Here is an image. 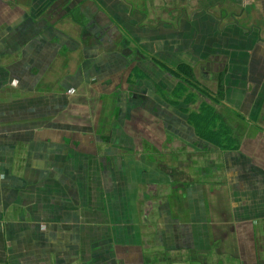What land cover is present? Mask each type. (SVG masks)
<instances>
[{
	"label": "crops",
	"instance_id": "1",
	"mask_svg": "<svg viewBox=\"0 0 264 264\" xmlns=\"http://www.w3.org/2000/svg\"><path fill=\"white\" fill-rule=\"evenodd\" d=\"M66 1L0 0V264H264V0Z\"/></svg>",
	"mask_w": 264,
	"mask_h": 264
},
{
	"label": "rangeland",
	"instance_id": "2",
	"mask_svg": "<svg viewBox=\"0 0 264 264\" xmlns=\"http://www.w3.org/2000/svg\"><path fill=\"white\" fill-rule=\"evenodd\" d=\"M60 1V0H59ZM58 0H38V2L37 3H44V5H38V10H39V8H40V10H39V15H44V12H45V10L46 11H48L47 10V8L48 7H50L54 12L56 11L57 13H59L60 11H59V9H60V3L61 2H64V3H66L67 1L65 0V1H63V0H61V2H59ZM73 2V4L72 5H68V13H67V15L66 16H63V18H64V20H63V23H62V26L64 27V26H71L72 27V25H71V21L69 20L70 18H72V12L74 11L75 12V6H76V2H74V0L72 1ZM46 4V5H45ZM61 4H63V3H61ZM67 4V3H66ZM42 6V7H41ZM69 7H70V9H69ZM64 9H67V8H64ZM64 12H66V10L64 11ZM44 17V16H43ZM69 20V21H68ZM101 21V20H100ZM72 22L75 24V25H79L78 24V22L76 21H74V20H72ZM54 25H57L56 24V22L54 21V23H53ZM100 24H101V27L102 28H108L110 31H111V29H113V27L114 26H112V21H111V24H109L108 23V20L106 19V18H104V20L102 21V22H100ZM70 28V27H69ZM121 28H123V27H121ZM118 29H119V27H118ZM108 33H109V31H108ZM114 34V33H113ZM113 34H110L112 37L111 38H114L113 37ZM124 43V40L119 44V46H120V48H122L123 47V45H124V47H125V43ZM231 238H229V241L228 242H224L223 244H224V246H223V248L224 249H226V250H229V252H234V253H230V254H232V255H240L241 256V258H240V261L239 262H237V261H232V262H230V259H229V263L228 264H251V259H250V255L252 254V252H250V249H248V251H247V249H246V255H243L244 254V251H243V248H241L240 249V251L239 250H236V245H235V243L236 242H233V241H231L230 240ZM245 240H247V238H245ZM250 241V240H249ZM251 243L248 245L247 244V246L250 248L251 247ZM218 246V243H216V247ZM241 247H242V245H241ZM216 257V256H215ZM222 259H225L224 258V256L222 257ZM227 263V262H226Z\"/></svg>",
	"mask_w": 264,
	"mask_h": 264
},
{
	"label": "trees",
	"instance_id": "3",
	"mask_svg": "<svg viewBox=\"0 0 264 264\" xmlns=\"http://www.w3.org/2000/svg\"><path fill=\"white\" fill-rule=\"evenodd\" d=\"M182 72L184 73V75L186 76V82H188V84H196V81L194 80V77L192 75L191 70L188 67L185 66H181L180 67ZM171 73L175 74L176 72H173V70L170 71ZM178 74V73H177ZM200 110V109H199ZM208 109H205L204 106L201 107V110L197 113V114H191L189 116L190 121H192V123L194 124V126L196 127V129L202 134L204 135V131L205 128L207 127V129H209L208 126H211V124H213V130H214V124H215V119H216V115L215 112L212 111V114H209L210 117H208V113L207 112ZM212 117V118H211ZM213 122V123H212ZM217 132H212L211 133V138L214 142H218L219 140H221L218 136H217Z\"/></svg>",
	"mask_w": 264,
	"mask_h": 264
}]
</instances>
